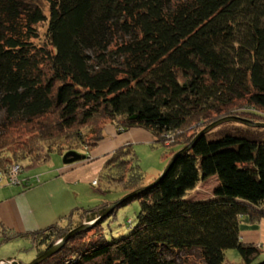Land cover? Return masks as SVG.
<instances>
[{
    "label": "trees",
    "instance_id": "trees-1",
    "mask_svg": "<svg viewBox=\"0 0 264 264\" xmlns=\"http://www.w3.org/2000/svg\"><path fill=\"white\" fill-rule=\"evenodd\" d=\"M42 2L48 16L38 2L0 0V177L56 152L87 154L109 124L121 132L145 130L155 144L175 139L170 163L219 120L264 124V0ZM196 125L207 126L186 133ZM22 128L32 130L31 138L15 136ZM209 134L149 185L132 146L115 151L105 165L107 180L127 195L145 190L41 264H178L179 257L183 264L191 257L224 264L228 250L243 264H264L262 250L241 236L243 220H264V137L230 133L211 140ZM212 179L213 197L192 199ZM134 201L140 202L135 227L109 242L101 224ZM112 204L76 208L35 231L0 223V246L27 240L45 247L42 255L75 229L76 218L94 222Z\"/></svg>",
    "mask_w": 264,
    "mask_h": 264
},
{
    "label": "rangeland",
    "instance_id": "rangeland-1",
    "mask_svg": "<svg viewBox=\"0 0 264 264\" xmlns=\"http://www.w3.org/2000/svg\"><path fill=\"white\" fill-rule=\"evenodd\" d=\"M34 2H38L40 6L44 9L46 15H49V5L47 3L42 2V0H32ZM39 32L41 34V41L46 40V30H47V23L40 24L38 26ZM37 41V43H39ZM264 115V114H263ZM211 122L206 123L209 125ZM206 125V126H207ZM205 125L202 126H194V128H190L188 130V134L195 133L199 131L201 128H205ZM90 128L83 129V132H89ZM206 129V128H205ZM32 130L30 128H22L19 131H14L15 136H22L23 139L31 138ZM256 134L257 136L264 137V130L262 129H254L247 127L241 123L236 122H228L222 124L215 129H213L210 134L209 138L211 140L218 139L226 134ZM175 143V139H167L165 146L162 144H135L133 145L132 149H134L135 155L137 157L138 165L141 170V174L144 176V184L149 185L150 183L154 182L156 179L159 178L164 170L170 163L171 160V153L172 150L170 149L172 145ZM81 146V145H80ZM181 151V150H180ZM82 153V150H80ZM174 152H179L178 148L174 149ZM4 154V153H3ZM86 157H90V153L82 154ZM6 156V154H4ZM63 155L56 152L53 153L47 162L43 163H33L31 160L26 162H20V169L21 172L17 174L18 179L20 180V184H12L6 185L4 183L0 184V200L8 199L13 196L15 193L13 189H16V195L18 198L17 202L19 207L22 210V213H28V209L36 208L40 210L38 215H41L43 209L48 207V214L44 219V223H40L38 225L42 227H33V229L38 230V228H47L51 226L52 223L57 222L53 221L54 216L52 217V221H49V215L51 212H56L55 204L59 203V215L65 218L68 216L74 209H89L94 208L104 202H113L117 203L118 201L122 200L127 193L125 192L124 187L122 189L120 186H115L114 184L110 183L107 180L108 169L105 165H102L100 161L96 160L90 162L86 160L84 163L88 164L86 167H96V179L98 186H92L91 180H94L95 177L89 179L90 181L82 180L80 186L73 185L70 186L69 193L66 190H61L62 186L53 185L50 188L44 189L42 191H38L37 187L40 184L35 183L36 176L41 177V181L45 182L48 179H54L60 176L61 170L66 167L63 163ZM107 161H104L106 163ZM24 175H27L33 179L29 180L30 186L28 184L24 185V180L21 179ZM111 175V174H110ZM28 182V180H26ZM64 182V181H63ZM86 182V183H85ZM34 183L36 184L35 186ZM37 186V187H36ZM218 183L215 179H212L206 183L200 184V186L192 193V199L194 200H207L213 197L214 191L217 188ZM60 188V189H59ZM26 191V192H24ZM59 191V201H55V193ZM188 199L190 197H187ZM72 203V207L66 208L69 204ZM140 212V202L134 201L126 207L119 209L117 212V218L108 219L101 224V228L98 231L104 235V237L109 241L112 242L114 239H120L122 237L128 236L137 222V216ZM30 214V213H29ZM21 217V216H20ZM74 224V228H77L83 224H88L91 222H83L76 218ZM63 222L62 225H64ZM132 223V225L130 224ZM66 225L67 222L65 223ZM248 225L251 227L246 220H243L242 226ZM28 226V225H27ZM25 226L24 228L28 229ZM255 232V230H253ZM259 249L260 246H257ZM45 250V247L37 246L36 244L33 245L30 241L27 240H14L9 244H5L0 246V251H3V255L9 256L10 259L15 258V260L5 261L2 264H29L34 261L41 252ZM6 260V258H5ZM20 261V263L18 262ZM264 261V252L259 259V262ZM178 264H183V261L180 257L177 259ZM189 264H200V260L197 257H191ZM224 264H243L241 257L239 256L238 252L235 250H228L226 252V261Z\"/></svg>",
    "mask_w": 264,
    "mask_h": 264
},
{
    "label": "crops",
    "instance_id": "crops-1",
    "mask_svg": "<svg viewBox=\"0 0 264 264\" xmlns=\"http://www.w3.org/2000/svg\"><path fill=\"white\" fill-rule=\"evenodd\" d=\"M155 144V141L152 137V135L142 129H131L129 131H123L121 132L120 129L115 124H109L106 129H105V139L92 151H85V153H90V162L93 161H100L102 165H106L104 161H108L112 154L117 151L118 149L135 144ZM85 161L75 163L72 165H66L61 172L60 176L54 179H48L45 182L43 180L41 181V185L37 187L38 191H42L44 189L50 188L53 185L57 186H62L59 191L66 190L67 193H69L70 186H80L81 181L84 179L86 181H90L89 179H92L93 177L94 180H91V185H94V182L97 181L96 179V167H86ZM26 177H29L27 175H24ZM216 180V179H215ZM64 181V182H63ZM86 183V182H85ZM96 185L95 187H97ZM14 190V194L12 197L4 200H0V223H2L6 228H9L13 231L23 233V232H28V231H35L33 227H42L38 224L44 223V219L46 217V214H48V207H45L41 213V215H38L40 213V210L36 208L28 209V213H22L21 208L18 205L17 202V195H16V189ZM59 191L55 193V201H59ZM26 192V191H24ZM72 207V203L66 206V208ZM55 210L56 212H51L49 215V221H60V219L63 216H58L59 215V203L55 204ZM30 213V214H29ZM21 216V217H20ZM248 222V221H247ZM56 223V222H54ZM52 223V224H54ZM51 224V225H52ZM248 224L251 227H248V225H243L241 226V236L242 240L246 243H253L256 244L257 246H260L262 252H264V220L257 224ZM28 225V226H27ZM25 226L28 227V229L24 228ZM43 229V228H40ZM39 230V228H38ZM255 230V232H253ZM3 251H0V264L4 263L5 261H10V260H17L15 258L10 259L9 256H5L2 254ZM6 258V260H5ZM20 263V261H18ZM23 264V263H20Z\"/></svg>",
    "mask_w": 264,
    "mask_h": 264
},
{
    "label": "water",
    "instance_id": "water-1",
    "mask_svg": "<svg viewBox=\"0 0 264 264\" xmlns=\"http://www.w3.org/2000/svg\"><path fill=\"white\" fill-rule=\"evenodd\" d=\"M228 122H237V123H241V124H244V125H247V126H250V127H254V128H264V124L262 123H254L252 121H249V120H246V119H243V118H237V117H229V118H225V119H222V120H219L215 123H213L212 125L208 126L206 129H204L199 135L198 137L189 145L187 146L186 148H184L182 151H180L179 153H177L175 155V157L173 158V160L171 161L169 167L166 169L165 173L169 170V168L172 166V164L175 162V160L180 156L182 155L183 153H186L188 151H190L194 145L196 144V142L202 138L204 135H206L207 133L211 132L213 129H215L216 127L222 125V124H225V123H228ZM86 160V156L85 155H82L80 153H77V152H69L67 154L64 155L63 157V163L65 165H72V164H75V163H79V162H82V161H85ZM163 174V175H164ZM158 182V181H157ZM156 182V183H157ZM155 183V184H156ZM143 190L145 189H142V190H138L134 193H131L127 196H125L122 200L118 201L117 203H113L109 208L108 210L106 211V213L100 217L99 219H97L96 221L94 222H91V223H88V224H83L77 228H75L74 230H72L70 233L67 234L66 237H64L61 241H59L54 247H52L51 249L47 250L45 253H43L42 255L38 256L34 261H32L31 263L29 264H41L42 262H44L45 260L51 258L52 256L58 254L61 249L66 245V243L74 236L78 235L79 233L81 232H84L86 230H91L93 229V227H95V225L99 222H101V220H103L104 218L108 217L111 215V213L117 208L120 206V204H122V202H124L125 200H128L130 198H134L136 197L138 194H140Z\"/></svg>",
    "mask_w": 264,
    "mask_h": 264
},
{
    "label": "built area",
    "instance_id": "built-area-1",
    "mask_svg": "<svg viewBox=\"0 0 264 264\" xmlns=\"http://www.w3.org/2000/svg\"><path fill=\"white\" fill-rule=\"evenodd\" d=\"M20 168H21L20 165L12 166V169L10 170L7 176L0 177V184L2 183H6V185L20 184V180L17 177V174L21 172ZM35 180L37 183H40L39 177H36ZM26 183L28 184V186H30L29 182H26V180H24V185H26ZM94 185L95 186L98 185L97 181L94 182Z\"/></svg>",
    "mask_w": 264,
    "mask_h": 264
}]
</instances>
